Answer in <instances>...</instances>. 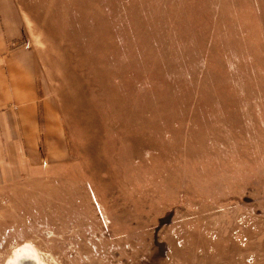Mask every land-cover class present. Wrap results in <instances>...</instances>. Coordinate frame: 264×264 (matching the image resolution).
Listing matches in <instances>:
<instances>
[{
  "label": "rangeland",
  "instance_id": "374dc122",
  "mask_svg": "<svg viewBox=\"0 0 264 264\" xmlns=\"http://www.w3.org/2000/svg\"><path fill=\"white\" fill-rule=\"evenodd\" d=\"M51 10L70 153L0 183V264H264V0Z\"/></svg>",
  "mask_w": 264,
  "mask_h": 264
},
{
  "label": "crops",
  "instance_id": "0c3cea01",
  "mask_svg": "<svg viewBox=\"0 0 264 264\" xmlns=\"http://www.w3.org/2000/svg\"><path fill=\"white\" fill-rule=\"evenodd\" d=\"M61 1L0 0L1 184L45 177L70 153L54 67L60 61L43 41L57 33L51 3Z\"/></svg>",
  "mask_w": 264,
  "mask_h": 264
},
{
  "label": "bare ground",
  "instance_id": "6f19581e",
  "mask_svg": "<svg viewBox=\"0 0 264 264\" xmlns=\"http://www.w3.org/2000/svg\"><path fill=\"white\" fill-rule=\"evenodd\" d=\"M26 246V245H25ZM16 256H18V261L17 262H21V260H22V262L24 261V260H29V261H33V263L31 262V264H34V255H33V253L31 252V250H30V248L28 247V246H26V247H23V249H20V251L19 252H17V254H16ZM15 256V257H16ZM10 258V257H9ZM16 259V258H15ZM11 261H12V259H11ZM16 262V261H15ZM19 262V263H20ZM13 263V262H12ZM14 264H16V263H14Z\"/></svg>",
  "mask_w": 264,
  "mask_h": 264
},
{
  "label": "built area",
  "instance_id": "2783aa9c",
  "mask_svg": "<svg viewBox=\"0 0 264 264\" xmlns=\"http://www.w3.org/2000/svg\"><path fill=\"white\" fill-rule=\"evenodd\" d=\"M29 44L28 43H26V46H28Z\"/></svg>",
  "mask_w": 264,
  "mask_h": 264
}]
</instances>
